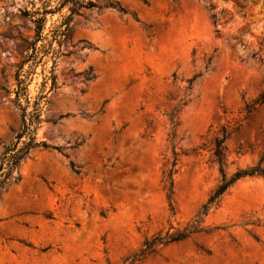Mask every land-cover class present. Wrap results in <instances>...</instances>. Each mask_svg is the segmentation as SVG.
Segmentation results:
<instances>
[{
  "label": "rangeland",
  "instance_id": "rangeland-1",
  "mask_svg": "<svg viewBox=\"0 0 264 264\" xmlns=\"http://www.w3.org/2000/svg\"><path fill=\"white\" fill-rule=\"evenodd\" d=\"M43 1L0 0V157L21 127L11 91L27 11ZM93 1L63 39L56 89L42 86L51 59L27 81L31 100L46 96L37 137L61 151L34 148L0 189V264H264L259 175L229 187L200 231L140 255L194 223L223 174L264 168V103L245 109L264 88V0Z\"/></svg>",
  "mask_w": 264,
  "mask_h": 264
},
{
  "label": "trees",
  "instance_id": "trees-1",
  "mask_svg": "<svg viewBox=\"0 0 264 264\" xmlns=\"http://www.w3.org/2000/svg\"><path fill=\"white\" fill-rule=\"evenodd\" d=\"M97 6L93 0H55V3H51L50 0H44L40 7L33 11H27V14L32 18L34 23V36L28 42L25 52L22 55L20 63L15 73L16 87L14 93V103L18 107L21 118V127L15 140L9 145L5 146L0 157V189L10 180L18 178V171L23 160L28 157L30 152L36 147H42L45 149L52 148L61 151V147L52 145L45 140H39L37 137V131L42 121V102L46 97L44 94H39L35 99L31 100L28 94V80L31 79V75L34 73L35 67L44 61V59H51L53 68L51 75L45 77L42 82V86L45 87L49 84V90L56 89V75L54 69L57 63V59L62 55L61 46L63 39L67 35L70 27V23L73 17L80 13L82 9H90ZM66 10L62 14V20L60 23L52 28L49 32L44 34L45 25L48 15H54L60 13L63 9ZM213 8V7H211ZM213 23L217 22L216 15L211 14ZM218 31V30H216ZM191 80L189 83L191 84ZM264 103V88L260 92L258 98L253 103H248L245 106L247 113L252 112L258 105ZM176 116L172 113L170 115L171 123H175ZM175 124H173L174 127ZM231 132H228L225 128L222 129L220 136L214 139V155L218 161H221L224 155L225 141L229 138ZM78 145V144H76ZM264 159V153L260 161ZM175 160L172 163V167L167 173L169 178V191L171 192L173 186V173ZM70 166L74 172L79 173V169L75 167L74 163L70 161ZM222 170V169H221ZM259 175L264 178V168L260 164L253 167H247L238 169L228 179L223 178L221 183L217 186L214 192L210 195L208 200L201 206L200 210L196 214L194 223L187 226L184 230L166 234L165 236H154L150 240L144 242V248L141 249L140 255H146L154 250V246L158 244H166L173 241H179L189 237L191 234L200 231L199 224L203 221V218L208 214L211 207L216 205L222 195L239 179Z\"/></svg>",
  "mask_w": 264,
  "mask_h": 264
}]
</instances>
